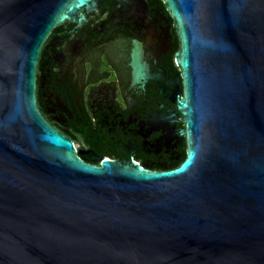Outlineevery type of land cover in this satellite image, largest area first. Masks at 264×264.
<instances>
[{
  "label": "water",
  "instance_id": "95a60500",
  "mask_svg": "<svg viewBox=\"0 0 264 264\" xmlns=\"http://www.w3.org/2000/svg\"><path fill=\"white\" fill-rule=\"evenodd\" d=\"M91 0H0V264H264V0H164L184 160L81 158L37 105L51 30Z\"/></svg>",
  "mask_w": 264,
  "mask_h": 264
},
{
  "label": "flooded vegetation",
  "instance_id": "af4514ba",
  "mask_svg": "<svg viewBox=\"0 0 264 264\" xmlns=\"http://www.w3.org/2000/svg\"><path fill=\"white\" fill-rule=\"evenodd\" d=\"M179 48L164 0H91L45 40L37 105L90 163L174 168L187 151Z\"/></svg>",
  "mask_w": 264,
  "mask_h": 264
},
{
  "label": "trees",
  "instance_id": "16d2710c",
  "mask_svg": "<svg viewBox=\"0 0 264 264\" xmlns=\"http://www.w3.org/2000/svg\"><path fill=\"white\" fill-rule=\"evenodd\" d=\"M176 166V165H175ZM158 170V169H157ZM162 170V169H161Z\"/></svg>",
  "mask_w": 264,
  "mask_h": 264
}]
</instances>
